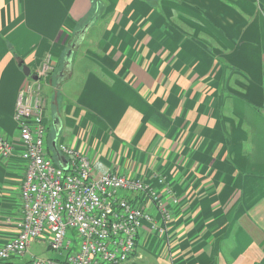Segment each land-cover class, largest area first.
Masks as SVG:
<instances>
[{
  "label": "crops",
  "instance_id": "1",
  "mask_svg": "<svg viewBox=\"0 0 264 264\" xmlns=\"http://www.w3.org/2000/svg\"><path fill=\"white\" fill-rule=\"evenodd\" d=\"M105 1L108 22L88 51L99 69L46 122L50 156L65 167L66 144L150 185L156 198L136 199L159 230L145 223L138 248L164 264H264V0ZM93 6L0 0V134L15 145L0 154V246L22 217L27 163L14 116L32 79L20 61L37 75L51 56L43 91L61 71L73 76L60 66L96 25L100 16L85 25Z\"/></svg>",
  "mask_w": 264,
  "mask_h": 264
},
{
  "label": "built area",
  "instance_id": "2",
  "mask_svg": "<svg viewBox=\"0 0 264 264\" xmlns=\"http://www.w3.org/2000/svg\"><path fill=\"white\" fill-rule=\"evenodd\" d=\"M51 59H45L37 74L39 80L29 81L19 94L14 117L20 157L27 163L22 217L16 236L0 246V263L30 254L28 264H124L135 254L145 223L158 229L154 217L136 198H156V194L143 179L105 168L66 144L59 145L67 159L65 167L50 156L42 82L54 69ZM14 149L15 145L0 134V154L9 158ZM159 207L169 218L161 203ZM38 241L62 258L32 254L31 248Z\"/></svg>",
  "mask_w": 264,
  "mask_h": 264
},
{
  "label": "rangeland",
  "instance_id": "3",
  "mask_svg": "<svg viewBox=\"0 0 264 264\" xmlns=\"http://www.w3.org/2000/svg\"><path fill=\"white\" fill-rule=\"evenodd\" d=\"M106 2L107 1L105 0L102 1L94 0V8L95 7L97 8L95 12H97L98 15H100V17L97 18L94 22L96 23V25L91 27L87 31L82 43L80 44L79 48L74 51L67 65L66 63H64L61 64L60 66L62 70L66 68L67 73H69L73 69L74 75L62 79L63 72L61 71L60 76L57 79H54V84L52 86L46 85L44 87V91H43L44 94L42 95L47 103V107L44 114L46 122H48V120L51 121L53 119L56 108L58 106L64 107V105L68 103L70 100L77 98L83 85V79L87 75L88 71H90L91 68H94L95 70L99 69L98 66H100V64L99 62H97L98 60L94 59L93 56L88 54V51L89 50L93 51L95 49L94 44L96 41H98V37L99 35H101V31L104 30V27L108 22V18L101 19V16L104 15V13L107 11L108 8V4ZM66 54H68V51ZM87 57L90 60H92V62L89 61ZM43 83L44 82H42V84ZM51 134L55 136V132L52 129H51ZM158 202H159V206L160 203L161 205H163L161 201ZM159 210L163 215L161 211V207H159ZM164 218L165 220H168L170 217L167 218L164 216ZM163 229H161V231H163ZM157 230H159V228ZM157 230H153V231H157ZM162 251H164V249H162ZM31 253L44 259H53V260L58 259L59 256L58 252L48 249L45 244L33 245L31 248ZM140 253H142V256H144L143 258L138 257ZM156 254L159 255V252H157ZM29 255L30 254H27L22 259H19L18 262L20 264H27L30 260ZM133 256H135V254ZM124 264H164V263L157 256L146 253L145 251H143L141 247H139L137 257H134L131 261L129 262L127 261Z\"/></svg>",
  "mask_w": 264,
  "mask_h": 264
},
{
  "label": "water",
  "instance_id": "4",
  "mask_svg": "<svg viewBox=\"0 0 264 264\" xmlns=\"http://www.w3.org/2000/svg\"><path fill=\"white\" fill-rule=\"evenodd\" d=\"M88 25H86L80 32H78L76 38L74 39V41L72 42V44L70 45V48L68 50V54H67V57H68V60H70L71 58V55L74 51L75 48L78 47V43L82 40V37L84 36L85 32L87 31L88 29ZM20 65L23 67V72L24 74L27 76V77H30L32 80H39V76L36 75V74H33L30 67L25 65L23 63V61H20Z\"/></svg>",
  "mask_w": 264,
  "mask_h": 264
},
{
  "label": "trees",
  "instance_id": "5",
  "mask_svg": "<svg viewBox=\"0 0 264 264\" xmlns=\"http://www.w3.org/2000/svg\"><path fill=\"white\" fill-rule=\"evenodd\" d=\"M97 10V8L93 6V9L91 11V13L89 14V16H87V20L85 21V25L86 24H90L92 22V20L96 19L97 17H99L100 15H98L97 12H95Z\"/></svg>",
  "mask_w": 264,
  "mask_h": 264
}]
</instances>
